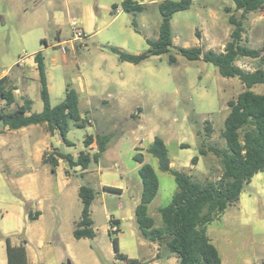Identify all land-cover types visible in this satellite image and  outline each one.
Returning <instances> with one entry per match:
<instances>
[{"label": "rangeland", "instance_id": "374dc122", "mask_svg": "<svg viewBox=\"0 0 264 264\" xmlns=\"http://www.w3.org/2000/svg\"><path fill=\"white\" fill-rule=\"evenodd\" d=\"M109 1L92 0L91 6L98 17L94 30L98 32L90 39L78 41L74 40L76 33L72 22L75 19L70 17L71 12H68L62 0H0V76L6 71L18 69L17 62L21 56L41 51L54 84V101L64 99L67 83L77 86L75 80L81 77L86 84V89L80 93V108L82 112L90 110L89 118L93 123L83 128H71L66 136L71 144L70 153L77 154L85 149L84 139L88 134L107 133L111 136L99 162H93L87 173L79 171L73 175L75 182L91 186L97 192L93 210L98 237L88 240L86 244L78 242L76 246V251L84 257V264H93L92 259L85 255L91 246L102 264H127L115 259L106 226L109 225L110 216L125 215L135 200L140 198V164L134 159L139 151L143 153L145 162L154 167L159 178V192L149 205V214L155 217L156 225L161 224L158 210L171 202L179 187L174 176L162 171L159 160L146 150L155 136L165 138L169 156L175 161L177 169L190 172L189 166L196 165L191 160L198 156L201 162L191 174L195 179L204 181L207 175V179L220 175V159L212 153L210 157L201 155L199 147L202 141L206 146H225L222 130L229 112L228 101L240 92L238 87L230 86L232 78L222 76L214 64L188 60L174 49L172 53L177 56L175 64L169 62V53L152 56L141 64L121 61L106 45L138 54L148 47L144 35L156 36L155 30H158L162 17L158 7H150L138 14L136 19L142 31L139 34L131 23L134 15L123 11L114 13ZM38 2L41 3L34 8L33 5ZM232 4L233 0H193L189 10L174 16L176 45L196 46V26L200 27L201 21L211 19L214 13L229 24L225 19V7ZM61 15L68 17L64 19L65 24L59 26L55 20ZM262 25L264 23H258L257 27L260 29ZM59 35L61 40H66L61 46L58 45ZM251 44L256 46L255 43ZM39 94L34 87L32 98L39 100ZM208 121L213 127L210 136L205 128ZM0 125L4 124L0 121ZM182 142L188 146L182 147ZM208 170L209 174L206 172ZM50 171L49 168V176ZM52 177L49 182L56 193L57 182L54 174ZM106 182L122 188V194L117 191L105 192ZM78 199L79 202L74 203L69 214H75L76 208H80L81 200ZM42 224L51 228L53 245L64 250L62 242L56 241V238L58 235L67 237L69 233L73 235L71 219L67 220V216L63 218V212H59L53 221L47 214ZM130 230L128 225L122 228L128 239ZM69 259L77 264L70 255L64 259V263Z\"/></svg>", "mask_w": 264, "mask_h": 264}, {"label": "trees", "instance_id": "16d2710c", "mask_svg": "<svg viewBox=\"0 0 264 264\" xmlns=\"http://www.w3.org/2000/svg\"><path fill=\"white\" fill-rule=\"evenodd\" d=\"M233 1L235 10L231 12L229 8L227 9L233 30L223 52L212 49L204 51L200 46L182 47L174 44L172 18L175 13L190 9L192 0H162L158 3L162 16L159 36L157 39L147 38L148 48L145 51L132 54L118 46H106L121 61L134 64L166 53H169V62L175 64L177 56L172 53L174 49L188 60H203L214 64L222 76L237 77L245 85V89L235 99L228 101L229 113L222 130L225 146L216 144L206 146L202 141L199 147L201 155L212 153L220 159L221 173L218 178L201 181L185 171L174 169L171 166L167 144L161 136H155L147 148V151L159 160L160 169L171 173L179 187L171 202L158 210L161 214L159 226L156 225L155 217L149 214V204L156 198L160 187L157 172L151 164L145 162L142 152L139 151L134 156L141 165L139 174L142 179L141 201L135 209L136 222L144 237L164 246L178 259L177 264H221L219 250L208 235V225L236 203L253 176L264 170V93H257L252 89L257 84L264 85V47L251 48L242 42L247 14L262 9L264 0ZM119 6L125 12L135 15L147 9L145 4L135 0H123L120 5L113 4L112 10L115 12ZM132 24L139 31L136 19H133ZM241 57L258 59L259 66L254 71H248L237 65L236 62ZM35 60L41 82L43 110L31 112L32 100L25 98L24 103L12 111L2 108L0 121L11 129L46 123L49 132H58L64 142L70 144L66 136L72 124L77 128H83L91 125V120L89 117L81 116L79 93L70 82L66 85L64 100L56 105L51 104L45 59L41 51L35 54ZM13 90L8 76L0 78V99L5 101V106L15 101ZM205 128L210 136L213 127L209 121ZM110 140L111 136L107 133L88 134L84 139L87 149L81 151L76 160L71 154L54 149L44 155L43 161L51 165L53 172L60 158L67 162L69 168L80 166L81 170L85 171L93 162H99ZM94 142L97 144V151L92 153L88 148ZM198 160L199 157L194 156L191 163L197 164ZM106 189L117 191L115 187ZM96 194V190L91 186L82 185L79 188L83 210L81 219L74 229V236L78 239L86 237L94 240L96 236L91 217V205ZM37 214L30 213V218H36ZM112 242L117 258L125 260L127 264H145L121 253L117 237H114ZM6 243L8 264H28L26 239L23 240V244L12 245L10 237H7Z\"/></svg>", "mask_w": 264, "mask_h": 264}, {"label": "crops", "instance_id": "0c3cea01", "mask_svg": "<svg viewBox=\"0 0 264 264\" xmlns=\"http://www.w3.org/2000/svg\"><path fill=\"white\" fill-rule=\"evenodd\" d=\"M116 1L117 0H110L109 3H112L113 6ZM122 1L123 0H120V3ZM135 1L145 4L147 6L145 11H147L150 7L157 8L158 3L162 0ZM62 2L66 4L68 12H71L70 17L75 19L72 22L75 29L77 27L81 32L79 36L75 34L74 40L81 41L83 39H90L98 32V30H94V25L98 17L91 6L92 0H62ZM40 3L41 2L35 3L33 7H37ZM120 3L117 4L120 5ZM228 8L231 12L235 10L234 1L232 5L225 7L227 13L225 19L229 22L228 17L230 13L227 12ZM122 11L125 12L122 7L119 6L114 13L119 14ZM74 12H76V14ZM138 14H133L135 17L133 19H136ZM174 16L171 21L172 33L174 28ZM67 17V15L57 17V20H55L56 25L62 26L65 24L64 19ZM75 17H77V19ZM161 21L158 22V25H160ZM79 23L86 28L79 27ZM258 23H264V7L247 14L242 41L244 45L256 49L264 47V25L259 29L257 27ZM232 30L233 25L230 24V22L226 24L225 21L223 22L221 18L214 13L211 19L201 21L200 27L196 26V46L202 47L204 51L212 49L216 52H223L225 51L227 42L231 38ZM135 31L142 34L140 28L139 31L136 29ZM155 31L156 36L154 37L148 34L144 35L146 43L147 38H158L159 27L158 30ZM58 40V45L60 46L66 42V40H61L60 35L58 36ZM173 42L176 45L174 36ZM251 43H255L256 46L254 44L253 46ZM236 63L248 71H254L259 66L258 59L249 57H241ZM46 73L51 104L56 105L60 102L54 101L52 98L54 84L51 81L50 72L47 67ZM4 76H8L9 84L14 87L13 92L15 101L11 105L5 106V101L0 99V106H2V108L6 111H12L22 105L25 98H29L32 100L31 112H41L43 110L44 103L41 97V82L38 64L34 57L27 60L26 66H19L14 72L6 71L0 78ZM231 78L232 81L230 86L238 87L239 91L242 92L245 89V85L239 79ZM75 81L78 82V87L74 84L72 85L77 89L80 98V93L86 89V84L83 83L81 77L77 78ZM107 84H109V81H107ZM34 87L39 90V100H35L31 96V91ZM252 89L257 93H264V85L262 84H257ZM240 92H238V94ZM238 94L234 95L232 99H235ZM80 111L83 118L89 117V109L82 112L80 108ZM92 123L91 120V124ZM73 127L75 126L72 124L71 128ZM163 139L165 140V138ZM165 142L167 144L166 140ZM70 146L71 144L65 143L58 132H49L46 123L32 124L18 129H11L7 125H0V264H8L7 237H10L12 245L23 244V240L26 239L28 264H65L64 259H66L68 255H70L77 264L85 263L83 255H80L76 251V246L78 242H84L83 244H86L85 242L91 239L86 237L78 239L74 236L76 223L81 219L82 215V201L80 208H76L75 214H69V212H71L74 205L79 202V188L82 186L78 182H75L73 175L79 171L85 174L89 169L83 171L80 166L69 168L67 162L60 158L59 164L53 172L51 165L43 161L44 155L52 152L54 149H59L64 153L71 154L69 150ZM181 146H188V144L182 142ZM148 147H146V150ZM86 149L85 147L84 150ZM88 149H90L92 153L96 152V142L92 143ZM80 152L71 155L76 160ZM203 156L210 157L212 155L209 153ZM170 159L171 166L177 169L175 161L172 158ZM200 162L201 159L199 158L197 164L194 165L195 167L189 166L190 172L188 173L192 174L194 170H197ZM49 168L51 170L50 176L48 175ZM206 172L209 174V170ZM53 174L57 182L56 193L54 192L52 183L49 182V180L53 178ZM208 177L209 175L204 179ZM210 178L212 179L213 177ZM106 187H113L112 184L106 182L104 191L116 192L107 190ZM122 191V188H117L116 193L122 194ZM76 194H78L77 199L75 198ZM140 201L141 195L139 199L137 198L135 200L133 207L128 210V213L123 216H120V214L110 216L106 231L111 237V240L117 237L120 252L126 254L129 258L137 259L141 263L177 264L178 259L174 255H171L166 249H163L165 248L164 246L150 241L142 234L135 218V209ZM93 203L91 205V217L96 232L95 240L98 237V229L95 227L96 218L93 210ZM121 207H123V205H121ZM59 212H63V218L67 216V220L71 219L74 224V228H72L73 235L69 233L67 237L58 235L56 238V241L62 242L64 250L53 245L54 243L51 240L53 232H51V228L42 224L47 214H49V217L54 221L56 219V214H59ZM30 213L38 214L36 218L31 219ZM111 223H116L119 226L118 231L114 232L111 230ZM125 225H128L131 229L130 239H128V236L126 237L125 232L122 231ZM256 228L259 230L256 231ZM207 232L211 241L219 250L222 260L221 264H264V170L253 176L251 182L242 191L239 200L229 206L218 219L211 222L208 225ZM92 249L93 246L85 251L86 257L88 259L91 258L93 264H102L101 260L99 258L97 259L94 255ZM162 250H165L164 253H161ZM114 254L116 260L125 261L116 257L115 249Z\"/></svg>", "mask_w": 264, "mask_h": 264}, {"label": "built area", "instance_id": "2783aa9c", "mask_svg": "<svg viewBox=\"0 0 264 264\" xmlns=\"http://www.w3.org/2000/svg\"><path fill=\"white\" fill-rule=\"evenodd\" d=\"M75 33L77 36H79L81 34V32L79 31V29L76 27L75 29ZM35 58V54H28L26 53L24 56H21L20 59L18 60L17 62V65L19 66H26L27 65V60L28 58ZM111 230L116 232L118 231L119 229V226L116 224V223H111V226H110Z\"/></svg>", "mask_w": 264, "mask_h": 264}, {"label": "water", "instance_id": "95a60500", "mask_svg": "<svg viewBox=\"0 0 264 264\" xmlns=\"http://www.w3.org/2000/svg\"><path fill=\"white\" fill-rule=\"evenodd\" d=\"M66 264H74V263L69 259V260H67Z\"/></svg>", "mask_w": 264, "mask_h": 264}]
</instances>
